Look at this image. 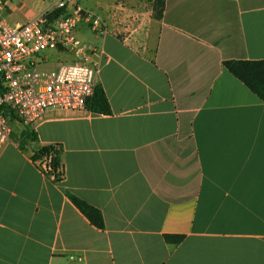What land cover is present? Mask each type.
I'll use <instances>...</instances> for the list:
<instances>
[{
  "label": "crops",
  "instance_id": "obj_1",
  "mask_svg": "<svg viewBox=\"0 0 264 264\" xmlns=\"http://www.w3.org/2000/svg\"><path fill=\"white\" fill-rule=\"evenodd\" d=\"M55 1L8 0L4 17L22 25ZM79 4L107 27L77 36L99 52L111 114L51 109L32 133L12 117L0 264H264V102L222 65L264 60V0H164L160 21L148 4ZM54 144L55 183L32 160Z\"/></svg>",
  "mask_w": 264,
  "mask_h": 264
},
{
  "label": "built area",
  "instance_id": "obj_2",
  "mask_svg": "<svg viewBox=\"0 0 264 264\" xmlns=\"http://www.w3.org/2000/svg\"><path fill=\"white\" fill-rule=\"evenodd\" d=\"M8 0H0V153L11 135L12 117L34 131L48 110L88 114L89 100L98 77V50L77 36L86 24L91 32L104 34V20L79 0H56L50 9L28 22L11 26L4 17ZM54 11L59 15L51 18ZM51 53L71 56L55 61ZM34 164L51 181L64 176L62 165L53 170L56 144ZM58 176V177H57Z\"/></svg>",
  "mask_w": 264,
  "mask_h": 264
},
{
  "label": "trees",
  "instance_id": "obj_3",
  "mask_svg": "<svg viewBox=\"0 0 264 264\" xmlns=\"http://www.w3.org/2000/svg\"><path fill=\"white\" fill-rule=\"evenodd\" d=\"M151 8L152 18L156 21H160L163 15L164 0H153ZM59 13V11H54L50 16L51 18H55L59 15ZM222 65L229 73H231L236 79L242 82L254 95H256L262 102H264V60H227L224 61ZM88 108L92 113L95 114H111L109 103L106 99L103 89L99 85H96L94 89V94L89 100ZM32 132L33 131L31 130L30 133ZM56 146L58 147V149L55 150L56 156L52 160V168L54 172L57 167L61 165V146ZM52 150H54L53 146H48L35 153L32 157L33 162L36 161L42 155L48 154ZM62 179L56 178L55 180H52V182H59ZM68 198L93 226L100 230H104V220L99 210L71 194H68ZM164 239L167 243L178 244L182 241L183 237L165 235Z\"/></svg>",
  "mask_w": 264,
  "mask_h": 264
},
{
  "label": "rangeland",
  "instance_id": "obj_4",
  "mask_svg": "<svg viewBox=\"0 0 264 264\" xmlns=\"http://www.w3.org/2000/svg\"><path fill=\"white\" fill-rule=\"evenodd\" d=\"M127 4L129 5H134V4H137V3H143V4H148L150 6H152V2L153 0H125ZM66 55L64 54H55L54 53V56L52 57L53 60L55 61H66V62H70L71 60L67 59L65 57Z\"/></svg>",
  "mask_w": 264,
  "mask_h": 264
}]
</instances>
